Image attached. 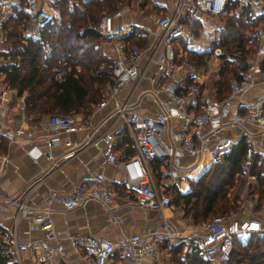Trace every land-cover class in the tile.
Returning <instances> with one entry per match:
<instances>
[{"label": "built area", "instance_id": "obj_1", "mask_svg": "<svg viewBox=\"0 0 264 264\" xmlns=\"http://www.w3.org/2000/svg\"><path fill=\"white\" fill-rule=\"evenodd\" d=\"M58 0H24L27 14L22 30L29 34L30 27L40 30L50 24L57 11ZM229 0H161L165 10L146 11L137 8L134 12L147 22L119 20L126 12L122 8L104 12L99 17L96 29L113 46L110 69L112 78L106 84L104 96L96 105H112V112L124 119L134 140V153L120 158L115 150L113 133L106 129L91 137L96 125L91 115H80L77 112H50L37 119L36 123L46 131L44 154L54 159L51 146L58 143L62 131L83 129V137L66 141L60 153V161H65L77 153L83 145L103 141L104 161H111L122 170L121 188L114 185L103 171H91L80 176L78 183L69 191L48 189L39 204L29 201L32 188L37 180L31 181L19 190L0 194V204H12L15 207V221L20 216L29 218L39 224L43 231L40 239L22 240L12 229L10 247L13 259L23 264L21 250H28L33 256V264H64L67 254L65 241L76 252L79 264H113L116 250L122 257L121 262L131 259L136 264L157 263L159 253V236L144 229L123 233L117 240L104 239L92 232H72L67 226L56 228L51 219L53 203H59L63 209H71L85 204L88 200L101 202L111 221L121 223L126 216L112 204L113 199L124 189L131 191L135 202L147 209L159 212L166 220L164 209L171 206L172 194L166 190L180 182L188 171L206 163L221 160L229 154L236 139L222 131L234 126L251 125L256 130L264 131V94L249 98L245 92L255 84L258 76L264 78L262 60L264 59V21H259L255 34L258 38L256 49L245 53L240 48H225L214 45L208 53L207 67L221 64L224 59L234 60L244 57L249 63L242 72V77H233L230 91L222 97L202 86V81L187 83L182 76H176L161 84L154 90L159 109L155 114H142L136 108L134 94L146 70L156 63L157 70L175 71V42L179 38H193L188 26L189 20L219 16L227 8ZM249 4L254 15L264 13V0H241ZM69 7L80 6L76 0H66ZM19 0H0V38L5 35V22L15 16ZM157 24L154 28L150 22ZM148 34L146 43L140 44L131 37ZM194 49H196L194 47ZM146 62L142 65L143 57ZM193 66V65H192ZM194 68L193 66L190 70ZM127 84L132 87L122 99L118 97L120 89ZM163 91V95L159 92ZM27 119L22 117L18 123L8 126L2 132L11 141L26 133ZM252 131L245 129V134ZM249 140V139H248ZM250 141V140H249ZM255 152L254 145H246L240 161V170L246 181L244 198L250 199L249 184L256 183L257 177L249 172V162ZM184 154L193 157L183 162ZM162 158L167 166L160 181L155 177L152 162ZM207 160V161H208ZM9 161L6 151L0 150V171ZM59 163V162H58ZM57 163V164H58ZM165 177V178H164ZM181 189V188H180ZM247 189V190H246ZM246 190V191H245ZM252 202V198L250 199ZM253 205V203H252ZM264 221L256 215L239 216L234 212H216L208 219H202L194 229L177 231L165 224V236L169 245L182 242L181 254L198 251L216 264L230 259L235 246V238L248 236L254 231H263Z\"/></svg>", "mask_w": 264, "mask_h": 264}, {"label": "trees", "instance_id": "obj_2", "mask_svg": "<svg viewBox=\"0 0 264 264\" xmlns=\"http://www.w3.org/2000/svg\"><path fill=\"white\" fill-rule=\"evenodd\" d=\"M76 1L80 6L69 7L66 0H58L59 19L55 21L54 18L50 24L38 30L37 37L25 36L22 30L27 14L24 0H19L15 16L5 22L6 32L2 42L6 50L2 51L5 58L0 61V72L4 73V79L18 93L26 91V108L36 116L70 111H81L87 116L94 104L103 98L106 82L112 78V57L103 51L99 38L105 37L97 31L96 26L104 12L114 11L118 3L125 0ZM138 5L146 11H160L163 6L158 5L156 0H141ZM231 9L234 11H229ZM223 14L226 15L220 29V40L215 44L225 48H240L245 53L253 52L258 44L255 29L259 21H264V13L254 15L246 2L229 0ZM194 21L203 22L202 19ZM141 37H131V40L140 44L147 42V34ZM184 40L179 38L180 42ZM185 48L187 57L194 65L197 64L199 68L206 66L208 51L202 52L189 46ZM15 57L19 58L18 62L6 60ZM261 64L264 69V59ZM248 65L244 57L224 59L220 69L215 72L218 76L214 74L210 76L211 79L207 77L202 86L214 85L218 91L217 96L222 97L230 91L231 79L242 77ZM125 139H129L128 136ZM246 144L243 136L240 137L229 154L212 162L196 179H191L187 190L174 188L175 198L172 196V203L182 201L185 215H190L197 223L210 218L216 209H222L223 213L236 209L239 206L238 198L231 202L226 186L232 184L240 170ZM161 162H164L162 158L155 159L152 162L153 168ZM249 167V172L257 177V182L249 186L251 195H256V208L264 210L263 165L253 160ZM10 238L9 233L0 227V264H17L13 259ZM161 240L168 247L169 259L173 264H213L210 258L198 251L182 256V242L168 246L166 237L160 238L159 242ZM121 259L116 250L113 264H123ZM221 264H264V232H252L245 243L235 238L230 259Z\"/></svg>", "mask_w": 264, "mask_h": 264}, {"label": "crops", "instance_id": "obj_3", "mask_svg": "<svg viewBox=\"0 0 264 264\" xmlns=\"http://www.w3.org/2000/svg\"><path fill=\"white\" fill-rule=\"evenodd\" d=\"M162 5V9L160 10H165L166 8L163 3ZM152 10L156 11L155 9ZM119 20H133L139 23L147 22V20L141 16L135 14L134 11L126 12L118 21ZM150 24L154 28H157L155 22L151 21ZM24 35L28 36L27 34ZM141 36L144 35H140L139 39ZM102 48L106 54L108 53L110 56H113L114 50L110 41L106 40V42H102ZM4 50H6V48L3 45L2 38H0V61L5 58L2 54ZM146 58V56L143 57L142 65L145 64ZM6 60L18 62L19 58H8ZM176 65L177 68L175 71L165 74L157 70L156 63H152L146 70L134 94V98L137 99L136 108L140 113L150 115L156 113L159 109V103L157 98H155L154 90L160 88L161 84H164L176 76L184 77L187 83L201 80L203 84L207 81L206 72L209 68L207 67V63L206 66L196 71H194V68L190 70L193 64L176 62ZM221 65L222 63L215 65L212 69L216 68L217 71L220 69ZM131 87V84L124 85L118 92V97L123 99L129 93ZM203 87L215 92L216 95L218 94L214 85H205ZM25 94V90L18 93L17 89L8 84L4 79V73L0 72V150L6 151L9 155V161L4 169L0 171V194L15 192L29 182L37 180L32 188L29 201L39 204L48 189L54 188L69 191L78 183L81 175L91 171H103L114 185L122 189L121 179L123 177V172L116 163L103 160L102 140H99L97 143L91 142L83 145L77 150L74 156L65 161H60L59 156L64 150L66 141L72 138H82L84 133L83 129L62 131L59 135L58 143L51 146L54 159H48L44 154V150L47 148L46 131L36 123L37 119L46 114L36 116L34 113H31L25 105ZM159 94L163 95V91L160 90ZM262 94H264V78L258 76L254 86L249 91L245 92V96L256 98ZM111 106L110 103L105 106H98L95 103L91 108L88 115H91L96 125V130L91 133V137H95L97 133L106 129L110 130L114 135L115 150L118 156L123 158L134 152L135 144L128 126L124 123V119L113 113ZM76 112L80 115H84L81 111ZM22 117L27 119L25 130L32 132V136H27V134L24 133L14 140H7L2 134L3 130L8 126L18 123ZM245 129H249L252 133L245 134ZM222 132L232 135L236 141L243 136V139L247 143L246 145L251 142L255 147V152L250 162L256 160L258 163H261L264 168V131L256 130L255 127L248 125L247 127L234 126ZM125 136H128L129 139H125ZM192 159L193 157L189 154H184L181 158L183 162ZM210 164L211 162L208 160L206 163H202L200 166L189 170L188 175L179 182L181 190H187V187H189V180L195 179L205 171ZM167 166L168 165L164 162H161L158 167L154 168L155 171L161 172V178L166 173L165 170ZM236 177H239L238 172L236 173ZM244 195L245 194L241 193V197H244ZM255 196L254 201L257 200ZM250 198L253 199L252 196ZM112 204L117 205V210L125 214L126 218L123 222L116 223L111 221L105 206L101 202L93 199L71 209H63L59 203L55 202L53 203L50 215L56 228L67 226L72 232H92L98 237L110 240H117L123 233H130L140 229L156 234L159 238H164L166 237L164 234L165 224H167L170 229L177 231L192 229V225L190 226V224L180 225V223H178V218L176 214H174L175 210L172 205L164 209V213L167 216L166 220H164L158 211L138 205L131 191H125L123 189L113 199ZM253 205H255L254 210L257 209L256 203H253ZM14 214L15 207L12 204H0V227L5 229L10 236L12 229H15L17 237L22 240L40 239L43 236V231L38 223L23 216L18 217L17 221H15ZM249 215L250 213H247L245 216ZM262 218L264 219V217ZM161 243L165 244L164 241ZM65 244L67 254L64 258V264H79L80 259L76 252L66 241ZM162 248L163 247H159V253L157 255L158 264H164V252ZM165 249L168 250V247L166 246ZM20 257L23 264H33V256L28 250H21ZM146 263L151 264V261L147 259ZM126 264L136 263L131 259H127Z\"/></svg>", "mask_w": 264, "mask_h": 264}, {"label": "rangeland", "instance_id": "obj_4", "mask_svg": "<svg viewBox=\"0 0 264 264\" xmlns=\"http://www.w3.org/2000/svg\"><path fill=\"white\" fill-rule=\"evenodd\" d=\"M139 1H141V0H125L123 3H118L119 4L118 8H122L127 13L131 12V11H135L137 8H141L138 5ZM156 2L158 3V5H160V6L162 5L161 0H156ZM229 11H234V9H231ZM227 13H229V12H227ZM225 15L226 14H221L219 16L208 17L203 22H201V21L195 22V21L189 20L188 26L191 30V34H192L193 38H191V40L185 39L183 42L179 41V42L175 43V50L177 52L176 62H179V63L184 62L185 64H193V66L196 69H199L197 64L194 65V62L190 61V59L187 57V53H186L187 51L185 50L186 49L185 47L189 46L193 49L195 47L196 50H202V52L208 51V53H209L210 49L215 45V42L220 40V29L224 23ZM59 16H60L59 9H57L56 14H55V21H57L59 19ZM37 35H38V31L33 30V28L30 27L28 36L37 37ZM99 41H101V42H99L101 44H102V42L103 43L106 42L105 38H99ZM107 56H110V54L107 53ZM206 56H208V54H206ZM207 61H208V58H207ZM210 67L207 69V72H206L208 78H210V76H213L214 74L216 75V73H215L216 68L212 69L213 66H210ZM216 76H218V75H216ZM106 84H107V82H106ZM105 87H106V85H105ZM242 172L243 173L247 172V170L242 171ZM242 172H240L241 175L238 178L235 175L234 181L232 182L231 185L226 186L227 196L230 199V201L232 202V201H234L235 198H238L237 202H238L239 206L236 209H233V211L236 215H239V216H245V215H247V213H250V214L256 215L260 219L264 220L262 218V217H264L263 208L258 207L257 209L254 210L255 205L252 206V203H254V204L257 203L256 201H254L255 199L251 195L250 187H249L251 184H254V183L251 182L248 186L249 194L253 197L252 202H250L251 198L246 199L244 197H241V193L244 194V189H245V185H246V181L244 180V174ZM200 175H198L197 177H199ZM155 177L160 181L161 172L160 171L157 172V170H156L155 171ZM190 184H191V180H189V182H188L189 187H190ZM189 187H187V188H189ZM174 188H177V189L181 188L179 186V182H176L171 187L166 189L172 194L173 198H175ZM172 207L175 210L174 214H176V217L178 218L177 219L178 223H180V225L190 224V226L192 225L191 226L192 229H194V227L198 223L194 222L192 220V217L190 215H188L187 213H186L187 215H185V213H184L185 208H183L182 201L173 202ZM222 211H223L222 209L214 210V212H222ZM233 211H231V212H233ZM263 232H264V230H263ZM250 237H251V234H249L248 236L239 237V240H241L245 243V242H247V240ZM252 237H254V236H252ZM161 242H162V240L160 241V248L163 247L162 250L164 252V254H163L164 264H173V263H171V261L169 259L170 253L168 252L167 249H165L166 246L164 245V243L162 244ZM213 264H216V263L213 262Z\"/></svg>", "mask_w": 264, "mask_h": 264}, {"label": "bare ground", "instance_id": "obj_5", "mask_svg": "<svg viewBox=\"0 0 264 264\" xmlns=\"http://www.w3.org/2000/svg\"><path fill=\"white\" fill-rule=\"evenodd\" d=\"M208 159L205 160V162L207 161Z\"/></svg>", "mask_w": 264, "mask_h": 264}]
</instances>
